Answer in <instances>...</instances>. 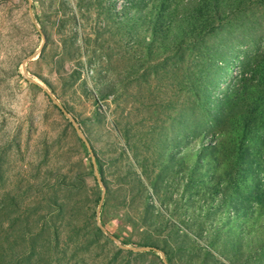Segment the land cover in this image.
<instances>
[{
	"label": "rangeland",
	"instance_id": "374dc122",
	"mask_svg": "<svg viewBox=\"0 0 264 264\" xmlns=\"http://www.w3.org/2000/svg\"><path fill=\"white\" fill-rule=\"evenodd\" d=\"M128 11L0 0V264H264V143L248 133L236 171L221 117L264 4L166 49Z\"/></svg>",
	"mask_w": 264,
	"mask_h": 264
},
{
	"label": "trees",
	"instance_id": "16d2710c",
	"mask_svg": "<svg viewBox=\"0 0 264 264\" xmlns=\"http://www.w3.org/2000/svg\"><path fill=\"white\" fill-rule=\"evenodd\" d=\"M127 1H130L135 11L125 13L123 23L132 22L135 17L143 18L144 29L148 34L140 31L136 26L134 28L131 26L132 29L129 31L134 35L143 34L146 44L152 43L158 49H166V39L170 35L174 42L196 43L203 34L211 33L219 28L222 20L234 12L240 15L255 4H264V0H172L173 4L169 6L168 0H147L152 4L138 10L142 0ZM166 35H168L167 38ZM136 41L141 42L142 39L136 38ZM186 45L189 46V44ZM253 62L256 63V67L250 76L236 74L238 83L235 86V92L223 101L224 108L221 116L224 120L230 114L228 122L231 124V133L233 132L236 140L235 169L237 168L236 171L239 172L240 161L244 156L242 141L246 135L249 133L251 136L260 137L264 143V133L259 132L261 126L264 128V45L259 48ZM194 86L200 95L204 93L205 84L204 86L202 84V88L199 83ZM261 150L264 153V148ZM253 240L260 245L264 244L262 238L255 237Z\"/></svg>",
	"mask_w": 264,
	"mask_h": 264
},
{
	"label": "water",
	"instance_id": "95a60500",
	"mask_svg": "<svg viewBox=\"0 0 264 264\" xmlns=\"http://www.w3.org/2000/svg\"><path fill=\"white\" fill-rule=\"evenodd\" d=\"M55 101H56V99H54ZM57 102V101H56ZM58 103V102H57ZM64 112L68 115V116H70L71 117V119H72V121L74 122V124L76 125V128H77V130H78V133L80 134V136H82V137H84V135H83V133L81 132V130L78 128V126H77V124H76V121H75V119L66 111V110H64ZM88 145H89V143H88ZM97 174H98V172H97ZM98 178L100 179V176H98ZM100 181H101V179H100ZM126 246V245H125ZM126 247H128V246H126ZM133 249H149V247H146V246H144V247H141V248H135V247H132Z\"/></svg>",
	"mask_w": 264,
	"mask_h": 264
}]
</instances>
